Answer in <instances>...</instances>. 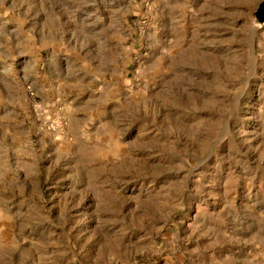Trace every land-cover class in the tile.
I'll use <instances>...</instances> for the list:
<instances>
[{
	"label": "rangeland",
	"instance_id": "obj_1",
	"mask_svg": "<svg viewBox=\"0 0 264 264\" xmlns=\"http://www.w3.org/2000/svg\"><path fill=\"white\" fill-rule=\"evenodd\" d=\"M264 0H0V264H264Z\"/></svg>",
	"mask_w": 264,
	"mask_h": 264
},
{
	"label": "water",
	"instance_id": "obj_2",
	"mask_svg": "<svg viewBox=\"0 0 264 264\" xmlns=\"http://www.w3.org/2000/svg\"><path fill=\"white\" fill-rule=\"evenodd\" d=\"M254 18L258 24H264V1L258 5Z\"/></svg>",
	"mask_w": 264,
	"mask_h": 264
}]
</instances>
